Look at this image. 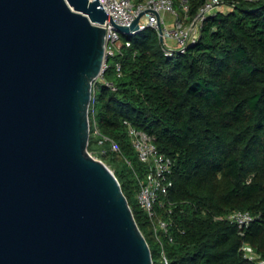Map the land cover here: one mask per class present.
I'll return each instance as SVG.
<instances>
[{
  "label": "trees",
  "instance_id": "trees-1",
  "mask_svg": "<svg viewBox=\"0 0 264 264\" xmlns=\"http://www.w3.org/2000/svg\"><path fill=\"white\" fill-rule=\"evenodd\" d=\"M204 1L189 0L190 15ZM222 1L185 52L168 55L152 26L122 34L115 55L121 74L114 69L112 79L97 81L90 106L88 149L114 168L150 247L156 241L152 223L136 201L145 166L125 120L148 131L172 157L173 183L160 195L164 204H157L171 222L172 240L161 233L170 264H264L240 249L249 241L264 255V0ZM102 134L121 150H110V140L100 142ZM119 158L126 166H118ZM235 209L255 216L244 234L219 218Z\"/></svg>",
  "mask_w": 264,
  "mask_h": 264
},
{
  "label": "water",
  "instance_id": "water-1",
  "mask_svg": "<svg viewBox=\"0 0 264 264\" xmlns=\"http://www.w3.org/2000/svg\"><path fill=\"white\" fill-rule=\"evenodd\" d=\"M107 18L101 0H0V264H154L88 149Z\"/></svg>",
  "mask_w": 264,
  "mask_h": 264
},
{
  "label": "built area",
  "instance_id": "built-area-1",
  "mask_svg": "<svg viewBox=\"0 0 264 264\" xmlns=\"http://www.w3.org/2000/svg\"><path fill=\"white\" fill-rule=\"evenodd\" d=\"M101 2L108 12V18L105 22L99 23L105 27L104 62L100 75L93 81L92 105L96 98L97 81L104 78L105 71L111 67L108 62L109 57L115 56L124 44L122 32L115 23L130 25L139 13L144 11L138 27L131 29L127 35H132L147 26L155 27L164 51L168 55H175L179 52H185L188 45L197 40L205 17L224 5L222 0H205L198 12L192 16L189 13V0H101ZM130 44L131 40L126 39L125 45ZM115 70L118 75L121 74L122 63L120 60L115 63ZM107 83L115 87L112 81L107 80ZM125 123L128 127L131 143L139 160L145 166L144 175L138 174L137 201L151 220L153 235L160 245V253L165 264H170L161 233L162 231L165 232L169 235L168 239L172 240V236L169 234L171 222L159 215L157 204H164L160 195L166 194L173 183L170 175L173 171L174 161L170 155L159 150L153 136L148 131L135 127L129 120H125ZM94 130L96 133H100L97 124H95ZM106 140H110V150H121L119 143L108 135L102 134L99 141L104 142ZM106 150L103 149V152ZM223 217L235 222L241 234L245 233L255 219L253 213L246 209H235L219 216V218ZM240 249L247 259L255 263H264V255L251 242L244 241Z\"/></svg>",
  "mask_w": 264,
  "mask_h": 264
},
{
  "label": "rangeland",
  "instance_id": "rangeland-1",
  "mask_svg": "<svg viewBox=\"0 0 264 264\" xmlns=\"http://www.w3.org/2000/svg\"><path fill=\"white\" fill-rule=\"evenodd\" d=\"M118 60V58L116 56H110L109 59H108V62L109 64L111 65V70L108 71L106 74H105V77L106 79H112L114 77L115 74H112V72H114V69H115V63L116 61ZM115 73V72H114ZM95 155V154H94ZM96 157H99L98 155H95ZM100 158V157H99ZM118 162V166L122 165V166H126V160H124L123 158H119L117 160ZM109 165V164H108ZM111 167V165H109ZM113 170L114 168L111 167ZM136 201H137V197H136ZM138 202V201H137ZM151 248L153 249L154 253H155V256H156V260H157V264H159V259H160V256H159V252H160V245L157 241H153L151 243Z\"/></svg>",
  "mask_w": 264,
  "mask_h": 264
}]
</instances>
